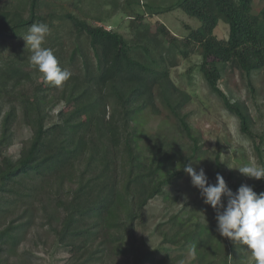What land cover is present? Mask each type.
Instances as JSON below:
<instances>
[{
	"label": "trees",
	"instance_id": "trees-1",
	"mask_svg": "<svg viewBox=\"0 0 264 264\" xmlns=\"http://www.w3.org/2000/svg\"><path fill=\"white\" fill-rule=\"evenodd\" d=\"M41 1L28 0L26 14L19 9L0 8V40L17 39L33 23L40 22L43 19L39 15ZM133 4H139V0H130L129 5ZM254 5L255 0H177L164 9L149 5L148 8L156 15L180 9L201 22L199 29L191 30L184 41L164 25H161L160 32L182 58H189L196 46L201 49V72L208 86L224 101L226 109L239 119L241 132L253 141L259 138L263 142L264 132L258 136L251 128L253 119L249 109L232 102L219 88L222 70L209 68L210 59L222 68L231 66L249 79V86L253 89L252 74L264 68V7L255 14ZM67 18L75 31L89 40L95 58L93 67L80 48L73 51V57L79 55L81 74L72 79L79 85L70 88L68 95L61 98V103L71 98L77 104L75 112L68 117L52 106L48 108L49 113L57 112V116L48 126L33 107L22 108L24 123L33 132L32 140L17 161L4 158L0 163V196L2 199L29 196V192H36L34 183L37 180H55L62 187L66 183L73 185L68 190V200L62 197L57 200L64 212L61 241L73 247L74 253L85 251L83 257L73 256L71 264H103V256L99 254L105 252L128 257V264H146L149 259L156 264L152 254L144 255L146 244L137 237L135 222L151 200L165 196L166 184L186 174L183 166L189 165L202 150L199 138L183 112L184 101L180 95L185 94L168 80L166 59L151 56L148 45L132 46L118 32L91 26L72 14ZM135 18L143 20L144 16L138 14ZM220 22L229 26L228 39H219L214 34ZM134 49L142 50L147 61L134 58L131 55ZM26 67V63H21L6 70L7 75L3 74L8 77L5 83H12L15 89L24 80H29L31 75L26 72ZM157 100L174 118L180 133L192 143L190 156L178 155L179 169L168 174L162 171L169 156H165L166 159L162 155H169L172 146L158 145L156 155L144 161L138 150V141L146 137L133 126L136 113L148 108L153 113H160ZM92 108L97 110L94 116L74 128L65 127L64 124L80 118L83 109ZM16 115V107L4 115L0 111L2 152L10 144L8 124ZM216 163L220 165L219 157ZM251 187L258 194L264 188V179ZM20 228L21 225L15 229ZM216 231L213 226L198 224L190 232L181 229L173 235L165 234L164 240L176 243L180 237L187 244L204 248L203 253L197 251L201 259L213 253L223 258V264H230L228 254L231 255V250L227 238L217 232L220 249H211ZM10 239L14 243L17 241L14 235Z\"/></svg>",
	"mask_w": 264,
	"mask_h": 264
},
{
	"label": "rangeland",
	"instance_id": "rangeland-1",
	"mask_svg": "<svg viewBox=\"0 0 264 264\" xmlns=\"http://www.w3.org/2000/svg\"><path fill=\"white\" fill-rule=\"evenodd\" d=\"M129 1H41L39 15L43 19L38 23H46L50 28V34L43 46L54 52L62 69L66 68L72 73L62 88L44 81L42 74L30 63L31 51L26 48V42L22 38L28 29L17 39L0 40V111L4 115L10 108H17V115L8 124L10 144L3 152L0 149V163L4 158L17 161L21 151L30 145L33 132L24 123L22 108L33 107L41 121L48 126L57 116V112L49 113L48 108L56 106L67 117L75 112L77 104L71 98L61 103V98L68 95L70 88L79 85L73 83V80L75 76H80L81 64L78 54L73 57V51L80 48L87 54L91 68L95 58L89 40L84 35H79L67 18L72 14L87 21L91 26L120 33L132 46L148 45L151 56H163L166 59L168 80L185 94L183 97L180 95L184 101L183 112L187 115L202 148L190 164L197 172L203 168L210 184L216 183L217 173L224 176L233 192L242 184L251 186L258 182L259 180L244 176L237 168L249 163L264 166V141L260 142L259 138L253 141L244 135L239 119L226 109L224 101L210 89L201 72V49L196 46L189 58H182L160 32L161 25H164L174 36L184 41L191 30L199 29L201 22L180 9L156 15L148 8L149 5L164 9L177 0H139V4L133 5H129ZM3 7L19 9L25 14L29 11L28 0H0V8ZM263 7V0H255L254 13H260ZM138 14L144 16L143 20L135 18ZM214 34L219 39H228L229 26L220 22ZM131 55L141 61H147V56L140 49H134ZM21 63L27 64L25 70L31 77L13 89L12 83H5L8 77H3V74L7 75L6 70L18 67ZM209 68L222 70L219 88L232 102H238L249 109L253 119L251 128L258 136L262 134L264 68L252 74L253 89L249 86V79L231 66L222 68L210 59ZM156 106L160 110L159 114L153 113L151 108L136 113L133 126L147 138L138 141V150L144 161L156 155L158 145L164 143L172 146L168 150L169 155H162L163 158L169 156L162 171L163 174H168L179 169L181 161L178 155L190 156L192 143L180 133L174 118L162 107L160 100L156 101ZM108 111L110 112V109ZM96 113V108L86 111L83 109L81 119L77 118L74 122L64 125L69 129L74 128L73 126L81 125ZM217 157L220 165L216 163ZM34 185L36 192H29V196H6L4 199L0 196V264H71L74 262L73 256H85L84 250L74 253L73 247L66 241H61L63 238L60 236L64 212L57 200L60 197L68 200V190L73 185L66 183L65 187H62L55 180H37ZM164 189L165 196L151 200L135 222L136 235L146 244L144 255L152 254L156 264H223V258L213 253L202 255V260L197 251L203 253L204 248L187 244L180 237L176 239V243L164 240L165 234L173 235L181 229L190 232L198 224L217 229L216 212L204 203L200 191L192 185L191 177L187 173L166 184ZM259 193H264V188ZM19 225L21 228L15 229ZM214 234L215 237L211 241L212 250L220 246L217 231ZM11 235L17 237L15 243L10 239ZM227 243L231 250V255L228 254L230 264H254L246 246L238 245L228 238ZM99 255L103 256V264L129 263L128 257L110 252ZM146 264H155V261L149 259Z\"/></svg>",
	"mask_w": 264,
	"mask_h": 264
},
{
	"label": "clouds",
	"instance_id": "clouds-1",
	"mask_svg": "<svg viewBox=\"0 0 264 264\" xmlns=\"http://www.w3.org/2000/svg\"><path fill=\"white\" fill-rule=\"evenodd\" d=\"M49 34L50 28L46 23H33L22 38L31 51L30 63L42 74L43 80L62 88L72 73L62 69L54 52L43 46ZM183 170L200 191L204 203L216 212L220 236L246 246L254 264H264V193L257 194L248 184H242L233 192L219 173L216 174V183L210 184L205 170L200 168L197 172L191 164L184 165ZM237 170L248 178L264 179V166L249 163Z\"/></svg>",
	"mask_w": 264,
	"mask_h": 264
}]
</instances>
